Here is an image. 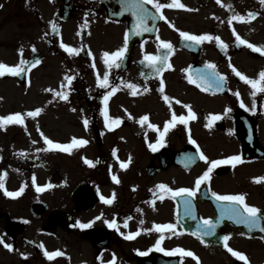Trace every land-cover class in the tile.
Here are the masks:
<instances>
[{
	"label": "flooded vegetation",
	"instance_id": "af4514ba",
	"mask_svg": "<svg viewBox=\"0 0 264 264\" xmlns=\"http://www.w3.org/2000/svg\"><path fill=\"white\" fill-rule=\"evenodd\" d=\"M0 2L3 11L9 9L2 13V21L12 18L14 26L21 29L18 42L23 46L29 40L22 58L40 59L30 71L28 83L33 82L37 71L43 80L38 91L43 100L39 101L25 99L28 83L22 84L17 78L4 81H14V91L0 87V116L15 112L25 115L24 125L0 127L4 187L8 191L24 187L18 197L7 196L0 188V264H101V259L107 264L113 256L114 264H264V231L260 228L249 229L224 216L215 233L203 237L204 242L192 235L198 231L201 217H211L213 223L221 219V206L227 202L217 201L212 192L246 194V202L262 210L264 226V180L254 179L264 177V92L257 93L256 110L251 111L252 87L233 71L235 67L247 77L258 79L264 70V5L260 0H179L185 8L165 6L160 11L167 19L157 13L147 22L152 31L140 34L133 27L135 18L130 12L119 14L121 0ZM159 2L168 5L172 0ZM229 4L234 11L227 7ZM146 7L155 10L154 5ZM248 12L259 15L249 18ZM236 13L245 19L229 23ZM176 29L219 36L227 48L215 39L202 43L186 40ZM126 32L128 48L122 62L118 61L120 67L109 69L102 53L121 48ZM237 34L262 50L238 43ZM157 35L173 45L168 57L173 68L159 75L144 60L146 53L163 54ZM62 42L81 51L70 55L61 47ZM208 62L226 76L223 90L212 87L205 92L202 86L189 82L187 77L196 78L197 70L205 69ZM185 68L189 71L184 72ZM105 72L109 74L108 88L97 81V73L102 79ZM66 75L74 77L71 84ZM161 78L164 93L159 91ZM62 82L67 101L45 91H61ZM128 82L138 85L137 95L131 94ZM116 85L119 88L109 96L107 108L108 115L120 117L121 123L110 127L104 120V96ZM144 87L150 91L143 92ZM163 95L175 99L169 105ZM176 99L182 103H176ZM183 104L191 105L196 119L187 125L178 122L165 133L163 145L157 144L173 111L177 116H188ZM38 107L43 109L39 115H26ZM145 114L149 120L141 125L139 117ZM212 115L221 119L213 121ZM85 118L89 120L87 127ZM150 124L157 125L159 131ZM209 124L211 127H207ZM189 129L199 148L189 140ZM41 133L59 143H70L73 137L88 143L67 153L49 148ZM149 144H157V150L152 151ZM200 152L207 161L200 159ZM189 155L194 160H189ZM233 155H240L242 162L216 165L210 180L201 183L194 197H187L191 214L185 210L186 196L159 198L157 184L165 183L173 189L195 187L196 178L212 160ZM129 156L130 164L121 168L120 162H127ZM85 158L93 164L85 163ZM114 175L120 183L113 180ZM46 184L52 187L44 188ZM38 186L43 190L38 191ZM113 193V202L105 203L102 197L111 198ZM111 220L119 230L108 226ZM87 223L91 226L80 227ZM165 223H176V230L158 232L154 227ZM130 232L139 235L128 239ZM162 235L158 248L156 241ZM225 235L229 236V247L243 252L247 260L227 251L222 239ZM5 243L13 248L4 247ZM175 248L190 250L199 260L172 252ZM45 250H59L65 255L50 260Z\"/></svg>",
	"mask_w": 264,
	"mask_h": 264
},
{
	"label": "snow or ice",
	"instance_id": "6c2138e0",
	"mask_svg": "<svg viewBox=\"0 0 264 264\" xmlns=\"http://www.w3.org/2000/svg\"><path fill=\"white\" fill-rule=\"evenodd\" d=\"M219 2V0H218ZM260 3L262 5H264V0H260ZM121 4H122V10L119 14H123L124 12H130L132 14V16L135 18V23L133 25V27H135L136 29H138V34L142 33V32H146V31H152L151 28L148 27V20L149 18L155 19L157 17V13H159V17L161 19H167L163 13L160 11L162 8H164L165 6L169 7V8H185L186 6L182 3H179V0H172L171 3H169L168 5L162 4L159 2V0H121ZM154 5V9L152 8H148L146 7V5ZM0 7H2V5H0ZM227 7H229L230 10H233L231 8V5H227ZM234 11V10H233ZM256 15H259V13H255V12H248L247 16L249 18H255ZM236 19H240V20H244L245 17L240 15L239 13H236L235 15H233L230 19H229V23H231L232 20H236ZM174 27V25H173ZM52 28L53 30L56 29V25L55 23H52ZM179 33L180 36L185 38L186 40H190V41H195L197 43H202L204 41H210L215 39L216 41L219 42V45L226 49L227 48V44L224 43L223 40H221V38L219 36L213 37L210 34H202V35H196L187 31H181L180 29H176ZM233 31L235 32V29H233ZM157 40L159 41V45L162 49H164L163 54H151V53H146L144 56V60L148 62V64L150 65V67L154 70V72L159 75L161 74L166 68L167 69H172L173 65L168 61V57L172 54V50H173V45L170 41L167 40H163L160 39V37L157 35ZM236 40L238 43L240 44H246L249 48L254 49L255 51H261L262 48L258 47L255 44H251L249 43L247 40L242 39L238 34L236 35ZM128 33H125V43L124 45L115 50V51H104L102 53L103 57H104V63L105 65L108 66L109 69H111L112 67H116L119 68L120 67V62H122L123 57L125 55V52L128 48ZM61 47L64 48L70 55L73 54H78L81 49L80 48H76L73 47L69 44H65V43H61ZM32 50L36 51V47L33 45L32 46ZM21 54V59L19 61V63H17L14 66H10L7 63H4L2 61H0V76H4L5 72L10 73L14 76H19L21 74L24 73L25 68L23 67V65H26L29 63V61L24 60L22 58L23 56V47H21L18 50ZM40 63L39 59H36L34 62H32V65L35 66L37 64ZM93 67H95V64H93ZM184 72H188L189 69L185 68L183 69ZM233 71L235 72V74L237 76H239L242 80H244L246 83H248L249 85H251L252 87V91L250 93V95L253 97V106L250 109L251 111H255V97L257 96V93L259 92H264V70H262L259 73V78L258 79H253V78H249L246 75H244L242 72L238 71L237 69H235V67H233ZM197 77L193 78L192 75H189L187 78L189 80L190 83L192 84H197L198 86H202L203 91L208 92L210 88L215 87L218 91L219 90H223L224 84L226 82V76L220 72H218L216 70V65L213 62H208L207 65L205 66V69L197 70ZM65 79L67 80L68 84H71L72 80L74 79L73 76L71 75H66ZM97 81L99 83V85L103 88H108L109 87V74L108 72H105L103 75V78H100L99 73H97ZM123 83V81H122ZM65 85L62 82L61 83V91H56L52 88H48L45 89V91L48 92H54L56 97H59L62 100L67 101L69 99L68 93L66 91H63ZM127 87L132 89L131 94L132 95H137V87L138 85L128 82ZM119 88V85H116L114 87H112L111 92L106 93L104 96V102H105V108L103 110L104 112V120L105 123L107 125H109L110 127H114V126H118L121 123V118L120 117H110L108 115V108H107V101L108 98L111 94H114ZM150 91V89L148 87H144L143 88V92H148ZM159 91L161 93H164L165 91V83L164 80L161 78L160 80V87H159ZM237 96H239V92L237 91L236 93ZM163 100L166 103H169L175 99L173 97H169L168 95H163ZM176 103H182L181 101H179L178 99L175 100ZM241 106L243 105V101H241ZM183 107L185 109H187L188 111V116H184V115H180L177 116L176 113L173 111L172 112V116L171 119L166 121L164 124V129L162 132H160V139L157 141V144L159 145H163L164 142V135L165 133H167L169 131L170 128L175 127L176 124L182 123L184 125H187L189 123V120H194L196 119V113L193 111L191 105L189 104H183ZM73 111H75V109H72ZM43 111L42 108H36L33 111H28L26 113L27 116L29 117H35L37 115H39L41 112ZM125 111H127L125 109ZM226 111H231V109H227ZM129 118H131L130 114H129ZM211 120L216 121L221 119L220 115H212ZM149 120V116L147 114L142 115L139 117V123L141 125H144L145 122H147ZM85 127L88 126L89 124V120L87 118L84 119L83 121ZM10 124H19V125H24L25 124V115H22L20 112H15L9 115H4V116H0V127H3L5 125H10ZM152 128H155L157 131H159V128L157 127V125L155 124H150L149 125ZM207 127H211V124L207 125ZM41 135L43 136V133H41ZM44 142L49 146V148L51 149H60L63 150L64 152L67 153H71L72 150L74 148H79L80 146L86 145L88 143V141L86 139L83 138H79L77 139L76 137H73L70 143H59V142H55L52 139H50L47 136H43ZM189 140L191 141L192 144H196L197 148H199V145L197 144V142L192 139L191 137V133H190V129H189ZM33 143H36V141H33ZM157 144H149V147L152 149V151H156L157 150ZM47 150V149H45ZM36 151H40V149H37ZM114 154H115V150H114ZM200 159L207 161L208 157L205 156L203 154V152L199 153ZM189 160H194V157L189 155ZM131 162V156H129L128 161L127 162H120V167L121 168H127L128 164H130ZM232 162H242V158L240 155H233V156H229L227 157L226 160H212L210 162L211 166H209L202 175L198 176L195 180V187H179V188H171L168 184L165 183H159L157 184L155 187L160 190V196L159 198L162 200L164 198L165 195H171L173 199H175L178 196H186L185 199V210L186 212L190 213V209L192 207L190 200L187 197H194L196 195V192L200 189L201 183L210 180V173H212L213 168L221 163H232ZM85 163L92 165L93 161L85 158ZM6 175V173H5ZM113 180L116 183H120V180L118 179L117 176H113L112 177ZM33 182H35V176H33ZM257 181H261L264 180V177H256L254 178ZM44 188H50L52 187L51 184H46L43 186ZM0 188H4L5 190V194L7 196L10 197H18L23 191H24V187H21L18 191H8L5 187H4V179L2 176H0ZM38 191H42L43 189L40 188L38 186L37 188ZM212 196L217 200V201H222V202H227L226 204H223L221 206V219L217 220L215 223H213V220L211 217L209 218H203L201 217V221L202 223L200 225H198V231L192 232L193 236H199L203 241V237L204 236H212L215 233L216 230V226L222 221L224 216H227L229 219L234 220L237 224H243L246 225L249 229L252 228H260L261 231H264V226L261 225V213L262 210L252 204H249L246 202V194L244 193H236V194H221L218 192H212ZM102 199L105 201V203L107 204H111L113 202V200L115 199V193H113L111 198H105L102 197ZM193 219H196L195 216L192 217ZM79 223V222H78ZM108 226L111 228H117V224L115 220H111L108 221ZM141 223H143V221H141ZM91 224L87 223V224H80V227L82 228H88L90 227ZM125 226H127V221H125ZM155 229L158 232H163L164 230H170V231H174L177 228V224L176 223H165V224H155L154 225ZM122 236L124 235L123 232L120 233ZM136 235H139V232H130L127 235L128 239H133ZM243 235V233H242ZM164 239V236H160V238L156 241V247L159 248L161 241ZM224 243V247L227 249V251L229 253H231L234 257H238L241 260H247L246 255L243 252H239L234 250L233 248L229 247L228 245V240H229V236L225 235L222 237ZM262 239H264V237H262ZM0 243H3V238L0 237ZM4 247L8 248L9 250H11L13 248V245L10 243H5ZM41 247H43V245L41 244ZM161 251H164L163 248H160ZM172 252H180L181 254H185L189 257H195L197 260H199V257H196L195 253L188 250L186 251L183 248H175L171 250ZM45 256L48 257V259H53L54 257L57 256H63L65 255V253L57 250L55 252H50L45 250L44 252ZM21 255H24L23 253H21ZM114 260H115V256H113V260H110L107 262V264H114ZM101 264H104V261L101 259Z\"/></svg>",
	"mask_w": 264,
	"mask_h": 264
},
{
	"label": "rangeland",
	"instance_id": "374dc122",
	"mask_svg": "<svg viewBox=\"0 0 264 264\" xmlns=\"http://www.w3.org/2000/svg\"><path fill=\"white\" fill-rule=\"evenodd\" d=\"M1 5V2H0ZM3 6L0 7V61L9 64L10 66H14L17 63H19L21 59V54L18 51L17 47L20 49L23 47L26 51L27 46L29 44V40L26 39L24 41L23 46L18 42V35L21 32V29H17L14 26V23L12 22V18H7V21H2L3 12H8L9 9L5 8V11H3ZM2 21V22H1ZM24 33H27V30H24ZM18 43V45H17ZM21 45V46H19ZM13 47V49H12ZM24 56V55H23ZM40 72H35V77L33 79V82H31L29 85L25 87L27 94L25 99L28 101H39L43 100L42 98H39L38 91L40 90V86L43 84V80ZM14 81L8 80L4 82L0 78V87L4 88H10L12 91L15 90L13 87Z\"/></svg>",
	"mask_w": 264,
	"mask_h": 264
},
{
	"label": "water",
	"instance_id": "95a60500",
	"mask_svg": "<svg viewBox=\"0 0 264 264\" xmlns=\"http://www.w3.org/2000/svg\"><path fill=\"white\" fill-rule=\"evenodd\" d=\"M33 62V61H32ZM32 62H31V64L29 65V67H28V64H27V66H26V68H25V70L26 71H28L33 65H32ZM12 75V74H11ZM5 77L6 76H8V74H6V75H4Z\"/></svg>",
	"mask_w": 264,
	"mask_h": 264
}]
</instances>
